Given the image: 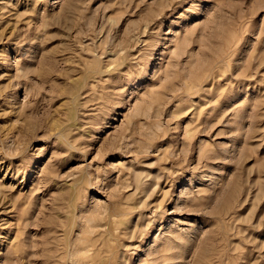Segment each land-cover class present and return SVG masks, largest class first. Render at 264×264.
Instances as JSON below:
<instances>
[{"label": "rangeland", "instance_id": "374dc122", "mask_svg": "<svg viewBox=\"0 0 264 264\" xmlns=\"http://www.w3.org/2000/svg\"><path fill=\"white\" fill-rule=\"evenodd\" d=\"M0 264H264V0H0Z\"/></svg>", "mask_w": 264, "mask_h": 264}]
</instances>
